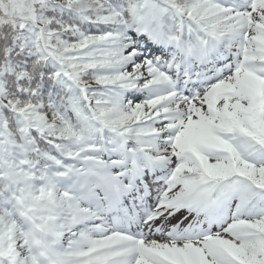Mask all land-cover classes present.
<instances>
[{
	"label": "snow or ice",
	"instance_id": "obj_1",
	"mask_svg": "<svg viewBox=\"0 0 264 264\" xmlns=\"http://www.w3.org/2000/svg\"><path fill=\"white\" fill-rule=\"evenodd\" d=\"M0 264H264V0H0Z\"/></svg>",
	"mask_w": 264,
	"mask_h": 264
}]
</instances>
